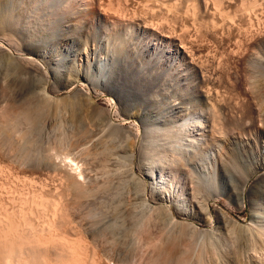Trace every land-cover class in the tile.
Masks as SVG:
<instances>
[{
	"label": "rangeland",
	"instance_id": "obj_1",
	"mask_svg": "<svg viewBox=\"0 0 264 264\" xmlns=\"http://www.w3.org/2000/svg\"><path fill=\"white\" fill-rule=\"evenodd\" d=\"M60 1H63V0H60ZM107 1H109V2L113 1V2H112V4H110L111 2L109 3ZM107 1H106L107 2L106 5L104 3L105 6H103V8L105 7L104 11L107 13L108 16H109V14L115 16V17H113V16L111 17V15H110V20L117 19L116 16H118V14H120L119 15V17H120L122 14L125 18L121 17V18H123V19H121L118 17L117 20H119L121 22L124 20L122 23L125 24V22H126L127 26L129 23H131L132 25H134V23H137V24L140 23L142 25V23L144 22L143 25L147 23V25L149 24V26L151 24H153V27H156L155 29H157V28L158 29L161 28L162 30L165 29V30H163L164 32L165 31L167 32L169 30V32L172 33L171 35L176 34L175 36L176 37L178 36L179 39H181L183 37V36H181V33L183 31L184 32L187 31L185 33H182V34H185V36L187 35L186 37H184L183 40H186V38H187V40H190V42L188 41V43L192 44V46H194V45L198 46L197 48L194 47L195 49L198 50L200 48V50H198V51L195 50L194 56L196 58L193 56L194 62L196 60H198L195 63L198 62V64H199L202 62L200 64V66H204L207 64L208 61H210L212 63L208 62L210 65L207 64L206 66L208 68H206V69L211 71V73L213 71H215L216 69H217V72L220 70V72L223 73L222 74V73L218 72V74L220 73L219 75L222 74L223 76L221 75L222 77H219V78H221L219 80L222 83L220 82V84H218V86H220V87L216 88L217 91L220 90V91H218V96H221L223 99L221 97H218V98H220V102L223 104V106L225 104H228L227 107L231 108L230 104L233 106L234 104L237 105L238 103H240L242 101V99H241V95L243 94V88L242 87L244 86V88H245L246 85H247V87H249L248 86L249 84H247L246 82L250 83V80H247V79H251V78H248V73H246L247 69L249 71H254V70L250 69L251 66L253 67V69H257L256 66H253V64L255 62L257 64L262 63L261 65L263 67L264 58H262L263 57L262 55H264V53H263L264 52V46L262 45L263 44L262 42H264L263 41L264 40V36H263L264 35L263 34L264 33V0H245V1L244 0H231V1L230 0H224L225 2L220 0L221 3H219L218 5L216 3V2H218V0L217 1L210 0V2H209V0H154V1L153 0H127L128 2L126 0H115L117 2H114V0H107ZM120 1H122V2H120ZM147 1H150V2H147ZM24 2L25 3H22L20 6H18V3L16 2V4H15L16 7L13 8V10H14L13 12H14V14H16L15 17H17V19L20 18V19H18L21 23L19 26V30L18 31L16 30L17 32L15 34V32L11 31L12 30L11 28H8V27L5 28L4 37H7L8 39L6 38L7 40L4 39V41H0V44H4V46L7 47L9 49V51L12 53L10 59L4 55L0 56V74H1L0 79H1V81L5 80L4 81L5 84H3V85L1 83L0 84H1V87L2 86L4 87V85L7 86L10 84V86H7L5 88L8 89L9 92H11V93H9L6 90L7 92L4 93L6 96L4 95L3 100L8 96L7 97L8 99H5V100H7L6 102L5 101L3 102V100H0L1 101V103H0L1 104L0 105L1 106L0 107V109H1L0 110V226H1L0 229H2L3 231L5 229L6 234L9 233L11 230L14 234L15 233L18 234V235L15 234L13 236V233L11 234V232H10V234L6 235L2 230H0V233H1V231L3 232V235H2V233L0 234V238H4L5 236H9V235L11 236V237L9 236V238L5 237L4 240L5 241L8 240L6 242L3 241L2 239H0L1 241H3L2 245L0 243V247L4 251L3 254H5L2 256L0 255V264H14V263L15 264H28V263L29 264H43V263L44 264H57V263L58 264H62V263L64 264V262H65V264H66V262L68 264H109V263L110 264H254L253 263V257L258 258L262 262H264V260H262V259H264V243H263V246H260V245H262V242L258 238L256 239L257 230H259V227L261 228L264 225V194H262L260 192L262 190V188H260V191H258V189H256L258 187L257 184L261 180V177L264 175V170H260V171L258 170L257 175H254V176H252V174H251L252 171H254L256 168L259 167V164L257 163V161L254 160L253 158H251L250 148H248L249 146L252 145V142L250 143L249 140H247V138L253 137L252 136L253 134L251 135L248 131H246L245 134L247 135V138H246L245 134H242L244 136V138H242V139L245 140L242 143V145H245L246 147L243 148V150L241 149L239 152L240 154H236V157L232 156L233 161L231 160L230 164L232 162L234 164L232 163L233 165L229 166V172L231 171L230 169H232L233 167H234L233 168L234 170L232 169L233 171L230 172L231 174H233V172H236L235 167H236V170L240 171L238 173H234L235 175L233 174V176L236 179V183L237 184L239 183L238 187L239 188L242 187L244 185V183H247V181H248V183H247L248 189L252 188V190H255V193L257 194L255 196L256 202H252L253 201L252 199L254 197L252 198V195L249 192H246L244 205L241 206L238 203V200L236 199L235 196L231 197L230 195L226 196L225 194L223 195L220 193L221 187H222L221 182H218V189L215 191L217 194H215V192L210 193L208 190H207L208 193H206L207 192L206 189L205 190L199 189L200 193L198 192V196L200 197V199L204 200L205 198H207L205 201H208L209 211L206 214L207 218H206V215L197 216L194 218H186V217L177 213V209H176V206L174 203L168 204L169 205L168 206L167 204L164 205L163 203H161L157 200L154 201L150 197V194H151V187H149L150 181L145 179L142 176L143 175L142 173L151 171V169H147V168H151L150 167V165L152 164L151 162H154L157 158L159 159L162 156L164 157V158L162 157L163 161L161 164H165L166 160H171L172 155H173V151L172 152L170 151L171 152L170 153L169 147L166 146L167 149L165 148L164 145H168L165 138L162 139V137H159V135H158V133H160V135H161L162 132H158V133L153 132V133H156L159 141L165 140V141H160L163 143L166 142V144L164 143V145L162 143H160L157 139H155L156 135L153 134L152 132L151 133H150V131L144 132L145 129L143 128V125H142L141 121L138 119V117L134 116V117L124 121V119H125L124 117H121L119 115L117 116V112H120V110H121L120 109L121 106L119 104V99H118L117 95L110 93L108 91H105L103 88L94 85V83L91 84V83H87V82L83 81V82H78V84H79L80 88H84V86H85L86 89L85 88L84 89L89 91V94L92 98V100H91L92 104L88 105L89 107L87 106V108L82 110L76 105L77 101L72 98L76 92V90H74V91H59V92H54V93L49 91V92H47V95L51 96L53 98V101H50L51 104L48 103V105L45 108V111H42L40 113V111H37L35 108L30 109L32 107V103L34 101V99H32V98H34V96L36 95L35 92L37 90H39V89H36L35 86L39 85L40 83H39V80H36L38 78H35L32 80V78L29 77L30 75L28 73L22 72V70H20V68H21L20 64L18 66L17 63H18V61L19 62L21 61V60H18L19 58L23 60V58L28 57L25 54V52H23V54H21L22 53L21 50L24 47V45L27 44L25 42L29 43V40H30L29 38H31L32 36L34 37L36 32H38L37 30L40 27V25H39V23L41 22L40 20H42V18H43V20H45L49 15H52L51 13L54 11L50 8H48V9L43 8L42 6L36 7V9H31V8L27 7L28 6L27 1H24ZM104 2H105V0H104ZM207 2H208V4H207ZM222 2H223V4H222ZM108 4L110 6L109 8L107 6ZM156 4H157V6H156ZM209 4H211V5H209ZM114 5H115V7H114ZM124 5L126 7H123ZM112 6H113V8H111ZM119 6H120V8H119ZM218 6L219 7L221 6V7L219 9H217ZM194 7L197 8L196 12H195ZM198 7L200 8V10L198 9ZM153 8H155V9H153ZM206 9L208 10V12L206 11ZM216 10H217V12H216ZM46 11H48V13ZM149 11L151 14L149 13ZM10 12H11V10H9V13L8 12L7 13L10 14ZM124 13L127 16L124 15ZM53 14H55V13H53ZM144 14H145V16H144ZM150 15H152V16H150ZM167 15H168V17H167ZM134 17L136 18V22L133 21L135 19ZM145 17L146 18L148 17V18L146 20H144ZM161 17H163V18H161ZM169 17H170V20L172 21V23L174 24V26L172 25L171 21L169 20ZM39 18H41V19H39ZM131 18H133V20ZM158 18L160 21L158 20ZM130 19H131V22H130ZM138 19H141V20L138 21ZM229 19H230V21H229ZM147 20L149 23L147 22ZM231 20H232V22H231ZM145 21H146V23H145ZM178 21H179V23H178ZM37 22H39V23H37ZM154 22L155 23L157 22L156 24H158V25H156ZM180 22H182V23L180 24ZM161 23H162V25H160ZM163 23H164V25H163ZM176 23H178L179 25L177 26ZM126 24H125V26H126ZM167 25H168V27H167ZM34 26L36 28H34ZM176 26L179 29H177ZM185 27H186V29H185ZM187 27H188V29H187ZM175 28L177 30H175ZM158 29H157V31H159ZM182 29H183V31H182ZM171 30H173V31H171ZM177 31H179V33ZM128 33L124 34L123 37L121 36L120 37V38H122L121 40H120V38H117L118 41L116 40V38L110 39V37H108L105 33H99L95 38L89 39V41H88L89 43L84 45V46L81 45L80 50L78 51V52H80L83 60L77 59V60H74L71 62L68 59H64L60 54L57 53V51H56L57 48L54 44L52 45V43H50L48 45V50H47L48 53L43 54V55L36 54L34 56H31V57L34 58V60H36L41 65H45L47 67L50 66L49 68L52 70H50L48 68V71H49L51 79L54 80L53 79V77H54L55 80H58V81H61V80L63 81L64 79H68L70 76L69 73L70 74L72 73L71 74L72 77H73V75L79 76L83 73H86L89 76L91 74L93 75V73H94L93 68L95 66V63L97 66V64L100 63V61H101V63H100L101 66L105 67V64L107 66L105 70H101V72H100V74L103 76V82H105V81H107L108 76L110 74L109 71L111 69H113V66H112L113 65V59L112 58L113 57L115 58L118 56L119 51L117 49H120V47H122V45L120 44L121 41L124 42L123 39L126 37L127 38L129 37L128 39H130L131 41H134L135 37L137 38V35H135V34L133 35V33H132V37H131L130 31ZM168 35L171 36L170 34H168ZM175 36L173 37L174 40L176 38ZM179 36H181V37H179ZM102 37H104V38L102 39ZM197 37H199V38H197ZM257 37L260 38V41L262 39L263 40L260 42V41H258L259 38H257ZM106 38H108L107 40L110 41L109 42L110 44H108L106 42L107 41V40H105ZM127 38L125 39L126 42L128 40ZM178 38H176V39H178ZM9 39H10V41H8ZM179 39H178V43L182 40V39L181 40H179ZM103 40H105V41H103ZM113 40L114 41L116 40V41L113 42ZM228 40H229V43H228ZM247 40L249 42H247ZM253 41L254 42L258 41V42H260V45L263 46V50H262L263 52H261L262 46L260 47V45H259L260 49H259V47H257L256 50H258V49L259 50H258V52L254 50L256 55H255V53L253 55V57H256V58H259L262 60H258L256 58H251L253 60V62L251 60V62L253 64H251V66L249 64V68H247L248 62H246V64L242 62L245 58H246L245 60H247V58H248V56L244 53V51H245L244 50V48H245L244 44L246 46V45H248L247 43H249V44L254 43ZM238 42H243L244 44L240 43L243 46L241 47V45H239ZM12 43H13V45H12ZM117 43H118V45H121V46L118 47ZM237 43L239 45V49L240 50L242 49L243 52H242V50H241V52H239V49L236 51V49H237L236 47L238 46V45H236ZM230 44H232V45L234 44L236 46V47L234 45L232 46L233 48L235 47L234 48L235 51L232 47L227 48L228 46L229 47L231 46ZM163 45L167 46L166 44H163ZM206 47L208 50L206 49ZM221 47H222V49H221ZM20 48H21V50H20ZM219 48L221 49L220 51L218 50ZM223 48L224 49L227 48V51L229 50L228 52L231 53V55L229 53L225 54L226 51ZM216 49H217V52H216ZM254 49H255V47H254ZM75 50H77V48ZM230 50H231V52H230ZM223 51L225 53H223ZM233 51L235 52V54H232ZM116 52H117V54H116ZM198 52H200V53L198 54ZM218 52H220L219 54L223 53V56L221 54V55H219L220 56L219 57L217 54ZM237 52H239L238 53L239 55L237 54ZM89 53L95 54V55L91 56V63H88L86 60H84V58ZM241 53L245 54V58L241 59L244 56V54L241 55ZM258 53H260L259 57H257ZM0 55H2V54H0ZM65 55H67V53H65ZM233 55H234V57L236 56L237 58L236 57L234 58ZM206 56L209 60H207ZM230 56H231V58H230ZM13 57L14 58L16 57V59H14ZM67 57H68V55H67ZM215 57H217L216 61H215ZM227 57H229L230 60L227 59ZM212 58H213V60H212ZM217 59H219V61L221 63ZM233 59H235V61H233ZM236 59L237 60L239 59L240 61L242 60L241 63H239ZM245 60H244V62H245ZM254 60H255V62H254ZM13 61L16 64H14ZM165 61H167V62H165ZM257 61H259V62H257ZM7 62L8 63L10 62L11 64L9 63V66H8ZM218 62L220 64V66H218L219 65ZM226 62L229 65H226L227 64ZM236 62H237V64H236ZM57 63H59L61 65L60 68L56 65ZM223 63H226V64L223 65ZM234 63L236 64L235 67L239 66L241 64L242 65L245 64L244 65L245 67L241 66V68H243L244 71L242 69H240V67L235 68L233 66ZM171 64L172 63L170 60L165 59L163 62H161L159 64V67L161 69L162 68L166 69L168 67V65H171ZM202 64H204V65H202ZM213 64H214V66L217 64L216 68L213 66ZM257 64H255V65H257ZM260 64L258 66H260ZM225 65L228 66V68L227 67L225 68ZM6 66H8V67H6ZM206 66H204V67H206ZM217 67H219L220 69ZM12 68H14L15 70ZM212 68H213V71H212ZM228 69H229V71H228ZM235 69H238V70H235ZM258 70L259 69H257L256 72L255 71L253 72L255 75L252 72H250L249 77H255V76L263 77L261 74H259L260 72ZM88 71H89V73H88ZM236 71H237L238 76L236 75ZM257 71H258V73H257ZM225 72L229 73V74H226ZM243 72H244V74H243ZM252 74H253V76H252ZM3 75H5V77L9 81L12 80L14 82H9V84H8V80ZM92 75L90 76L91 78H92ZM225 75L227 78L225 77ZM227 75L228 76L232 75V76H230L228 78ZM241 76H243V77H241ZM245 76H247V79ZM20 77L26 78V79H27V77H29L28 79L30 81H28V82H31V80L33 82L29 83L32 86L31 85H27V86L28 87L29 86L34 87L33 89H36V90L33 91V89H32V91H31V87H30V89H26L27 88L26 87L25 88L26 90H25V89H23L24 88V86H23V88H21V89H23L24 91L21 89L19 91H17L18 87L21 86L20 85L21 83H19L20 81H22ZM2 78H3V80H2ZM244 78L246 79V82H245ZM230 79H231V83H230ZM233 79H234V81H233ZM17 80H19V81H17ZM4 82H2V83H4ZM239 82L241 83L240 85H239ZM15 83H17V84H15ZM18 84H19V86H18ZM232 84L235 86H233ZM237 85H239L240 89H242V90L237 89V88H239V86H237ZM12 86H13V88H12ZM11 88H12V90H11ZM14 88L15 89L17 88V90H15ZM235 89H237V90H235ZM214 90L215 89H213V91ZM102 91H104V92H102ZM217 91H214V94H215V92L217 93ZM20 92H23V93H20ZM29 92H30V94H29ZM236 92H238V93L240 92V93L238 94ZM7 93H9V94H7ZM236 94L240 95V96L236 97ZM156 95H157L156 98H157L159 103L156 106L152 107L153 109L149 108L150 113L153 116L162 118L165 115V113L168 114L169 106L171 103H173L174 100L171 97L165 98L160 93H157ZM158 95H159V97H158ZM223 95H225V96H223ZM233 97L234 98L236 97V98L234 99ZM238 97H240L241 100L238 99ZM227 99H228V101H227ZM229 99H231V100H229ZM236 100H237V103H236ZM73 101H76V102H73ZM231 101H234V104ZM96 103H97V105H96ZM240 104H242V103H240ZM240 104H238L236 106V107L239 106V108H237V109H235V107L234 108L232 107V109H231L232 112H233V110H235V111L240 110L238 112L236 111L238 114H240L242 112L241 109H243V105H244V104H242V105H240ZM91 106H95L96 108L91 107ZM157 106L166 107L167 110L165 108L163 109V108H159ZM22 107L23 108L26 107L25 108L26 110H27V108H28V110L29 109L33 110V112L31 111L29 113V115L31 114L30 116L29 115L26 116L28 118L23 116V113L25 110L23 111ZM101 107H103V109L104 108L106 109V107L108 109H111L112 114H113L116 122H118L119 124H124L127 127L129 126L130 129H132L131 127H133V129H134V130L132 129L134 131L133 133L134 134L136 133L137 135L139 134V137L138 136L135 137L134 135H128V134L126 135L125 133H127V132H125L124 133L125 135H124L122 131L119 132L122 134H117L118 133L117 132L116 133L117 135L115 134L116 136L114 135V133H111L112 135H110V134L105 135L104 132H101L100 135L98 134L99 136L94 138V140H96V138H97V140L93 142L91 140L92 138H89V136H92V133H94V132H96V133L99 132L100 126H98L96 124L95 119H98V117L102 118L103 115L101 116L100 114H104V111H103V109L101 110ZM224 107H225V109H227V112L229 110V112L231 113V110L226 108V105ZM47 110H48V112H47ZM93 110L95 112L98 111V113H97V114H99L98 117H97V114L95 112H94V114L92 113ZM21 111H23V112L21 113ZM160 111H161V113H160ZM235 111H234V113H235ZM3 112H4V114H3ZM34 112H36V113H34ZM17 113L19 114L18 115L19 117L21 115V117L23 116L24 118L14 119V121L11 120L10 119V118H12L11 114L16 115ZM37 113H40V114H37ZM92 114H93L94 118L92 117ZM118 117H120V118H118ZM20 120H22V121H20ZM30 121H32V122L29 123ZM159 127H161L162 129L164 128L163 126H159ZM223 127L225 128V126H223ZM157 128H158V126H157ZM161 128H159V131L162 130ZM236 128H237L236 131H239V130L242 131L241 126L240 127L236 126ZM32 130H33V132H32ZM148 134H149V136H148ZM143 135L146 137L148 136V137L144 138ZM150 135H152V137ZM104 137H106L105 140H103ZM121 137L124 139V141H122L123 139H120ZM150 137L152 138V140L150 139ZM153 137H155V138L153 139ZM256 137L257 136H255V138ZM85 138L88 139L86 144L83 142V140ZM141 138L143 139V141ZM159 138H161V139H159ZM257 139L259 140L260 144L263 145L264 139L262 137L261 138L258 137ZM133 140L136 143L135 142L131 143ZM146 140H150V141H148V143L152 142V144L156 145V146L154 145L156 148L155 151L153 150L154 146L153 145L148 146L149 144L147 143ZM153 140H155V142H153ZM156 141H157V143H156ZM105 142H108V143H105ZM119 142H121V143H119ZM144 142L147 144L143 145ZM82 143H84L85 145ZM92 143L96 145L95 148H94L95 145H93ZM109 143L111 144V146ZM158 143H160L162 146ZM132 144H135V145H132ZM77 145L80 146L81 149ZM123 145L125 146L124 148H123ZM102 146H103V149H101ZM120 146H121V148H120ZM157 146L158 147L161 146L160 147L161 150L160 149L158 150ZM130 147H132V148H130ZM147 147H149V148H147ZM162 147H163V149H162ZM105 148L108 150V152L110 150L113 151L112 152V153H114V154H112L113 157L118 155V156H116L117 158L114 157V159H113L115 163L110 161V160L108 161V158L111 159L113 157H108V158L104 157L107 155V154H105V152L107 153V150H104ZM110 148H112V149H110ZM98 149H100V150H98ZM81 150H83V152ZM94 150H95V152H94ZM114 150L116 151V155H115ZM132 150H134V152ZM163 150L166 153H163L161 155ZM165 150H167V151H165ZM101 151H104V152H102V154H101L100 153ZM168 152H169V154H168ZM86 153H89V154L91 153L92 155H89ZM93 153H95V155H93ZM96 153H97V155H96ZM130 153H133V154H131L132 156L130 155ZM141 153H142V156H141ZM98 154H101V155H98ZM126 154H128V155H126ZM148 154H150V155H148ZM87 155H89V157ZM146 155L148 157H146ZM183 155H184V158H186L185 153H183L181 155V158L183 157ZM91 156H93V157L91 158ZM125 156H127V157H125ZM144 156H145V158H143ZM94 157H98V158L104 157L105 161H104V159H100L101 161L98 158L94 159ZM129 157L130 158L132 157V158L130 159ZM234 157L237 158V160H235ZM125 158L126 159L129 158L130 160H128V159L126 160ZM65 159L68 161H66ZM115 159H117V160H115ZM71 160L73 162L75 161L74 164H73V162H71ZM93 160H95V163L92 162ZM139 160H140V162H139ZM142 160H144V162H145V163L143 162V165L144 166L146 165L145 167L142 166V164H141ZM102 161H104V162H102ZM184 161H185V159L182 158L180 161V164L182 165V162L184 164ZM236 161H237V163H236ZM54 162L56 164H59L61 167L65 166V168L53 167ZM107 163H109L111 166H109V164L106 165ZM76 165H79L81 167L80 169L82 170V175H79V176L77 174L75 175L73 168H76L77 167ZM104 165L106 166V168ZM71 167H73V168H71ZM230 167H232V168H230ZM102 168L105 170L106 169L111 170V168H115V169H112L113 172L112 171L110 172V170H106L104 172ZM127 170H128V172L126 173L125 171H127ZM132 170H133V172H132ZM243 174H246V176ZM80 176H82V177H80ZM243 176H245L246 178L245 177L242 178ZM143 178H144V180H143ZM74 179H75V181H74ZM170 179L172 181L169 183V185L168 186L164 185L165 192L170 194L172 197L177 196L181 193L180 187H182L184 183L181 182V180L177 177L176 178L170 177ZM242 179H244V180H242ZM142 181H144V182H142ZM239 181H241V182L243 181V182L241 183ZM175 183H176V185H175ZM170 185H173L174 187L172 186L173 187L172 188ZM190 187H191V185L189 184L188 188H190ZM107 188L109 189V191ZM92 190H95V193H94V191L92 193ZM201 191L202 192L204 191V193H202ZM199 194H201V195H199ZM203 196H205V197H203ZM112 197H114V198H112ZM25 204H27V205H25ZM253 205H254V207H253ZM161 207H164V210H161ZM165 207H168V209H169L168 211H170V212L172 211L170 215L173 217V220H171L172 217L171 218L169 217L170 215H168V213H167L168 211L166 210L167 208H165ZM157 208L160 210H158ZM254 210L257 211V213L259 214V217L256 218L255 223H252L251 220H252V215H253ZM11 211L12 212L14 211V212L12 213ZM218 211L222 212L223 217H222V215H219ZM165 212L167 215L164 214ZM14 214H16V217ZM175 214H176V216H175ZM216 214H218L219 216ZM7 215L12 216V217H8ZM227 215H228V217H226ZM3 216H5V217H3ZM19 216H20V218H19ZM204 218H206L207 220ZM154 219L156 221H154ZM175 219H176V221H175ZM147 220L148 221L150 220V221L148 222ZM162 220L165 222H163ZM250 223L253 224L252 227H256V228L252 229L253 233L256 232L255 233L256 235L255 234L253 235V236H255V238L254 237L251 238L250 235H249V237L244 236L247 234H245V231H244V229H242L241 226H246V225H249ZM10 224L12 226H14L13 228H15V229L17 228L16 229L17 231L14 230ZM16 224H17V227L15 226ZM44 224H46V225H44ZM156 224L160 227H158ZM190 224L191 225L193 224L192 227H194V228H190V226H191ZM254 224H256V226H254ZM5 225L7 226V228H9L10 231L6 228ZM184 225H186V226H184ZM233 225H235V226H233ZM152 227H154L155 230ZM162 227H163V229H161ZM232 227H234L235 229ZM48 228H49V230L50 229L51 230L49 231ZM174 228H175V230L173 231ZM237 228H239V229L237 230ZM262 228L264 229V226ZM227 229H228V231H227ZM229 229H231L232 231L230 232ZM26 230H27V232H26ZM177 230H179V231H177ZM242 230H243V234L241 232ZM18 231H19V233H18ZM205 231L208 233H206ZM21 233L23 234V236ZM51 233H52V235H51ZM203 233H205V234H203ZM208 234H209V236H207ZM19 235L21 237H19ZM27 235H29V236H27ZM210 235H212V236H210ZM233 235L236 237H234ZM237 235H239V236L237 237ZM37 236H38V239H37ZM43 236L44 237L47 236V237L44 238ZM18 237H19V239H18ZM25 237H26V240H27V237L30 239V240H28L29 242L24 239ZM247 237L250 239H248ZM48 238H49V240H48ZM9 239H11V240L9 241ZM21 239H24V240H21ZM40 239H42V241L47 239L48 243L44 242V244H43V243H41L42 241L39 242ZM50 239H52V240H50ZM212 239H214L215 242ZM230 239H232V240H230ZM246 239H248V240H246ZM16 240L19 242L17 243ZM31 240L33 243L31 242ZM36 240H38V242L40 243V245H42V247L39 245V243L36 242ZM252 240L255 242H253ZM257 240H258L259 244H258V242H256ZM71 241H72V243H71ZM10 242H11V244H10ZM15 242H16V244H19L21 242L22 243L24 242V244H25L26 242H28V244L30 246L27 247L28 246L27 244L24 245L22 243H21L22 246L21 245H15ZM231 242H232V244H231ZM3 243H5V248L2 247V246H4ZM69 243H71V244H69ZM237 243H239L237 245L238 247L235 246ZM6 244H8V245L6 246ZM77 244H79V245H77ZM37 245H38V247H37ZM67 245L70 246L69 251L73 248L76 249V247L78 246L76 249L77 251L74 249L75 252L74 253L72 252L73 255H71L72 254L71 252H70L71 254L70 253L66 254L67 251H65L66 253H64V252L60 253L65 248H68ZM215 245H216V247H215ZM232 245H234V246H232ZM248 245L251 247H248ZM18 246L20 248H23L22 249L23 252L25 250V246L27 247V249H30V247L32 248L35 246L34 249L36 248L35 249L36 251H38L37 249H39V251H38L39 253L36 252V255H35V253L33 251V254H34V257H33V255H30V256L28 255L29 253L32 252L31 250H33V248L30 249V252L27 250V251H25V252H28V254H26L27 257H25L26 256L25 254H24L25 256L22 255L23 257H21V259L22 258L23 259L22 260L19 259V260H21V262L18 263L19 260L17 262V259L20 257V252H21L20 251L19 254L17 253L20 250ZM43 246H45V247H43ZM71 246H72V248H71ZM234 247H237V248H234ZM225 248H226V250H225ZM5 249H6V252H5ZM8 249L9 250L11 249L10 250L11 252H14V251L16 252L15 255H17V257L16 256L15 257L17 259L15 257L11 258L10 255H13L14 253H10V251ZM17 249H19V250L17 251ZM247 249H249L250 251ZM253 249H254V251H253ZM2 250H0V254H2L1 253ZM74 250H72V251H74ZM256 251L258 253H256ZM7 252H9L10 255ZM40 252H42V253H40ZM43 252H46V253H43ZM57 252H59L60 254ZM226 252H228V253H226ZM6 253L8 254L9 257L7 256ZM43 254H45V255H43ZM62 254H64V255H62ZM60 255H62L61 257L62 258L64 257V258L61 259ZM257 255H259L260 257L259 256L257 257ZM4 257H6L8 259V263H7V261H5V262L3 261L6 259V258L4 259ZM24 257L28 261L30 259L31 260L28 262ZM36 257H38V258H36ZM66 257H67V260H69V262L66 261ZM12 259H14L15 261ZM23 260H25L26 262ZM55 260L57 263H55ZM251 260H252V262H251ZM61 261H62V263H61ZM12 262H14V263H12ZM31 262H33V263H31ZM70 262H72V263H70Z\"/></svg>",
	"mask_w": 264,
	"mask_h": 264
},
{
	"label": "bare ground",
	"instance_id": "obj_2",
	"mask_svg": "<svg viewBox=\"0 0 264 264\" xmlns=\"http://www.w3.org/2000/svg\"><path fill=\"white\" fill-rule=\"evenodd\" d=\"M24 1H27V7L28 8H31V9H36V7H39V6H42L43 8H50L52 9L54 12H52L51 14L52 15H49L45 20H40L41 22H37L39 23L40 27L39 29L37 30L38 32H36L35 36L32 38H29V43L28 42H25L27 44L24 45V47L20 48L21 50V54H23V52H25V54L28 56L26 58H23L22 59H18V60H21L20 62L18 61V66L20 64L21 68L20 70H22V72L24 73H28L33 79L35 78H38L36 80H39V85L35 86L36 89H39L35 92V96L34 98V101L32 103V107L30 109H33L35 108L37 111H40V113L42 111H45V108L46 106L48 105V103H50V101H53V98L49 95H47V92L51 91L52 93L54 92H59V91H74L76 90L75 94L73 95V99L77 101L76 105L80 108V109H85L87 108L88 105H91L92 102V98L89 94V91L85 90L86 87L84 86V88H80L79 87V84L78 82H87V83H91L98 87H101L103 88L105 91H108L110 93H113L115 95L118 96V99H119V104L121 106V110L120 112H117V116H121V117H124V121H126L127 119H130L134 116L138 117V119L141 121L142 125H143V128L145 129L144 132H148L150 131V133L152 132H162V136L160 135V133H158L159 137H162V139L165 138L166 142L168 145H164V143L166 144V142H160V141H165V140H158V137L156 135V133H153L156 135V138L153 137V139H157L160 143H162L165 148L166 146L169 147V152L173 151V155H172V158L171 160H166L165 161V164H161L162 161H163V158L160 157L159 159L157 158L154 162H151L152 164L150 165L151 168H147V169H151V171H148V172H143L142 176L149 180L150 181V186L151 187V194H150V197L154 200V201H159L161 203H163L164 205L165 204H171V203H174L175 206H176V209H177V213L186 217V218H194V217H197V216H203V215H206L209 211V206H208V201H205L207 198H203L204 200H201L200 197L198 196V192L200 191L199 189H206V191L208 190L210 193L211 192H215L217 189H218V182H221L222 184V187H221V194H225L226 196L227 195H230L231 197L232 196H235L236 199L238 200V203L242 206L244 205V201H245V193L246 192H249L251 195H252V202H256V198L255 196L257 195L255 193V190H252L251 189H248L247 187V183H244V185L242 187H238V184L236 183V179L235 177L233 176L234 173H238L240 171L236 170V167H235V171L236 172H233V174H231L230 172L233 171L234 167H230L232 169H230L231 171L229 172V166L233 165L232 163L230 164L231 160H232V156H235L236 157V154H240V150L243 148H245L246 146L245 145H242V143L245 141L243 140L242 138H244V136L242 134H245L246 131H248L253 137H249L247 138V135L245 134L247 140H249V142L251 143L252 142V145L249 146L248 148H250V156L251 158H253L254 160L257 161V163L259 164V167L256 168L254 171H252V176L254 175H257L258 173V170H264V143L263 145L260 144L259 140L257 139L258 137H262L264 139V63H263V67H262V63H256L255 60H254V64L252 63L253 60L251 58H256V57H253L255 51L258 52V50L260 49V47L263 45L264 46V42H262L263 44L260 45V42L263 40L260 41V38L258 41L260 42H254L252 44H249L247 42H249L247 40V44L245 46V44L243 42H238L239 45H241V47L243 46L242 44L240 43H243L244 44V53L248 56L247 60H245V54L244 53H241L244 54V56L242 57L241 55V59L245 58V62L244 60L242 61L243 63L246 64L247 63V68H249V64L251 66V64H253V66H256L257 69H259L258 71L260 72L259 74H261L263 77H249V73L250 72H256L257 69H253V67L250 69L254 70V71H249L248 69L246 70L248 73V78H251V79H247V76L246 79L247 80H250V83L249 82H246V79H245V82L247 84H249L247 87L244 88V86L242 87L243 88V94L241 95V99L242 101L239 102L244 104L243 105V109H241V113L238 114L237 112L240 111V110H233L232 112V107L235 109L239 108L236 107L237 105L234 104V101H231L233 102V106L230 104L231 108L227 107L228 104H225L226 105V108L230 109L231 110V113L227 112V109H225V105L223 106V104L220 102V98L218 97H221V96H218V91L220 90H216V88L220 87L218 86V84H220V80L221 78L219 77H222L223 73L220 72V70L218 72L222 73L221 75L218 74L217 72V69L215 71H213V68H212V73L211 71H209L208 68L206 65L209 64L208 61L206 65V67L204 66H200V64L202 63H195L194 62V53H195V50L198 51L200 50V48L197 50L195 48H197L198 46L194 45L192 46V44L188 43V41L190 42V40H183L185 36V34H182V33H185L187 31H183L182 29V33H181V36H183L181 39L178 38V36L176 37L174 34V36L176 38H178L179 40H181L179 43H178V39L175 38V40L173 39V35H171L172 33L169 32V30L166 32H164L163 30L165 29H158L159 31H157V29H155L156 27H153V24H151L149 26V24L147 25L146 21L143 25L139 23H134V25H132L131 23L126 24H123L122 22L124 21H119L117 20L119 15L116 16L117 19H114V20H110V15L109 16L107 15V13L104 11V8L103 6L106 5L107 0H63V1H60V0H0V41H4V39H6L7 37H4V31H5V28H11L12 32H16L19 30V26H20V21L17 19V17H15L16 14H14V10L13 8L16 7L15 4L16 2L18 3V6H20L22 3H25ZM107 1V2H106ZM127 1V0H126ZM154 1V0H153ZM217 1V0H215ZM224 1V0H222ZM231 1V0H230ZM245 1V0H244ZM111 2V1H110ZM109 2V3H110ZM113 2V1H112ZM112 2L110 4H112ZM114 2H117L114 0ZM119 2V1H118ZM122 2V1H120ZM124 2V1H123ZM128 2V1H127ZM147 2H150V1H147ZM156 2V1H155ZM197 2V1H196ZM210 2V0H209ZM225 2V1H224ZM105 3V5H104ZM206 3V2H205ZM212 3V2H211ZM217 5L220 2V0H218V2H216ZM228 3V2H227ZM125 4V3H124ZM208 4V2H207ZM223 4V2H222ZM221 4V5H222ZM116 5V4H115ZM114 5V7H115ZM120 5V4H119ZM148 5V4H147ZM211 5V4H209ZM227 5V4H226ZM108 8L110 7L109 4L107 5ZM128 6V5H127ZM155 6V5H154ZM157 6V4H156ZM155 6V7H156ZM224 6V5H223ZM222 6V7H223ZM231 6V5H230ZM41 7V8H42ZM123 7H126L125 5ZM153 7V6H152ZM161 7V6H160ZM221 7V6H220ZM218 6L217 9L220 8ZM228 7V6H227ZM113 8V6L111 7ZM120 8V6H119ZM148 8V7H147ZM155 9V8H153ZM195 12H196V9L195 8ZM198 9L200 10V8L198 7ZM209 9V8H208ZM211 9V8H210ZM216 9V8H215ZM9 10H11L10 14L9 13ZM106 10V9H105ZM111 10V9H110ZM118 10V9H117ZM124 10V9H123ZM163 10V9H162ZM224 10V9H223ZM206 11L208 12V10L206 9ZM213 11V10H212ZM215 11V10H214ZM220 11V10H219ZM218 11V12H219ZM8 12V13H7ZM48 13V11H46ZM50 12V11H49ZM110 12V11H109ZM123 12V11H122ZM121 12V13H122ZM126 12V11H125ZM217 12V10H216ZM16 13V12H15ZM55 13V14H53ZM114 13V12H113ZM116 13V12H115ZM134 13V12H133ZM150 13V11H149ZM200 13V12H199ZM210 13V12H209ZM146 14V13H145ZM144 14V16H145ZM151 14V13H150ZM160 14V13H159ZM166 14V13H165ZM195 14V13H194ZM124 15H126L124 13ZM133 15V14H132ZM137 15V14H136ZM135 15V16H136ZM153 15V14H152ZM150 15V16H152ZM158 15V14H157ZM212 15V14H211ZM223 15V14H222ZM36 16V15H35ZM38 16V15H37ZM59 16V17H58ZM113 15H111L112 17ZM127 16V15H126ZM156 16V15H155ZM159 16V15H158ZM115 17V16H113ZM125 18L122 14L119 18ZM129 17V16H128ZM149 17V16H148ZM147 17V18H148ZM168 17V15H167ZM29 18V17H28ZM121 18V19H123ZM135 18V17H134ZM145 17L144 20L147 19ZM155 18V17H154ZM163 18V17H161ZM160 18V19H161ZM24 19V18H23ZM41 19V18H39ZM120 19V20H121ZM128 19V18H127ZM126 19V20H127ZM133 20V18H131ZM131 19H130V22H131ZM157 19V18H156ZM235 19V18H234ZM32 20V19H31ZM129 20V19H128ZM141 20V19H138V21ZM143 20V19H142ZM159 20V18H158ZM167 20V19H166ZM165 20V21H166ZM169 20H170V17H169ZM233 20V19H232ZM231 20V22H232ZM136 22V18L133 20ZM153 21V20H152ZM160 21V20H159ZM171 21V20H170ZM169 21V22H170ZM174 21V20H173ZM176 21V20H175ZM230 21V19H229ZM148 22V20H147ZM151 22V21H150ZM168 22V23H169ZM213 22V21H212ZM149 23V22H148ZM155 23V22H154ZM157 23V22H156ZM155 23V24H156ZM172 23V21H171ZM175 23V22H174ZM179 23V21H178ZM178 23L177 26L179 25ZM182 22H180L181 24ZM131 24V25H130ZM175 24V25H176ZM33 25V24H32ZM37 25V24H36ZM35 25V26H36ZM130 25V26H129ZM158 25V24H156ZM162 25V23L160 24ZM164 25V23H163ZM172 25L174 26V24L172 23ZM184 25V24H183ZM187 25V24H186ZM34 26V28H36ZM38 26V25H37ZM176 26V27H177ZM182 26V25H181ZM189 26V25H188ZM158 27V26H157ZM162 27V26H161ZM166 27V26H165ZM168 27V25H167ZM171 27V26H170ZM229 28V27H228ZM177 29H179L177 27ZM175 28V30H177ZM186 29V27H185ZM184 29V30H185ZM188 29V27H187ZM17 30V31H16ZM35 30V29H34ZM130 31V35L132 37V33L133 35H137V38L135 37L134 41H131L130 39H128L127 37V42H126V38H124V42L121 41V45L122 47H120V49H117L119 51L118 53V56L117 57H113V69H111L109 71V76H108V79L107 81L103 82V76L100 74L101 70H105L106 69V64H105V67L101 66V61L100 63L97 64L96 66V63H95V66H94V73L92 75V78L87 75L86 73H83L81 75H77V76H74L73 77L71 76V74L69 73V78L68 79H64L63 81H58V80H55V78L53 77L54 80L51 79L50 77V74H49V71H48V68L50 66H45V65H41L39 64L36 60H34V58H32L31 56H34L36 54H46L48 53V45L50 43H52V45L54 44L57 48V53L60 54L64 59H68L70 60L71 62L74 61V60H77V59H82V56L80 54V52H78L80 50V47L81 45H86L88 44L89 42V39H93L95 38L99 33H105L108 37L111 38H116V40L118 41L117 38H120L121 36L123 37L124 34L128 33ZM161 31V32H160ZM173 31V30H171ZM180 31V30H179ZM179 31H177L179 33ZM11 32V33H12ZM10 33V32H9ZM27 33V32H26ZM32 33V32H31ZM167 33V34H166ZM189 33V32H188ZM187 33V34H188ZM191 33V32H190ZM194 33V32H193ZM7 34V33H6ZM13 34V33H12ZM129 34V33H128ZM168 34H170L171 36H169ZM248 34V33H247ZM264 34V33H263ZM34 35V34H33ZM179 35V34H178ZM14 36V35H13ZM31 36V35H30ZM126 36V35H125ZM173 36V37H172ZM179 36V37H181ZM264 36V35H263ZM19 37V36H18ZM21 37V36H20ZM130 37V38H131ZM189 37V36H188ZM254 37V36H253ZM104 37H102L103 39ZM134 38V37H133ZM196 38V37H195ZM194 38V39H195ZM199 38V37H197ZM201 38V37H200ZM255 38V37H254ZM256 38V39H257ZM262 38V37H261ZM8 39V38H7ZM6 39V40H7ZM98 39V38H97ZM108 38H106L105 40H107ZM122 38H120L121 40ZM132 39V38H131ZM192 39V38H191ZM27 40V39H26ZM103 40V41H105ZM115 40V41H116ZM253 40V39H252ZM10 41V39L8 40ZM24 41V40H23ZM96 41V40H95ZM112 41V40H111ZM113 40V42H115ZM131 41V42H130ZM197 41V40H196ZM264 41V40H263ZM97 42V41H96ZM95 42V43H96ZM108 44H110L109 42L110 41H106ZM120 42V41H119ZM195 42V41H194ZM245 42V41H244ZM14 43V42H13ZM12 43V45H13ZM228 43H229V40H228ZM231 43V42H230ZM238 43L236 45H238ZM251 43V42H250ZM101 44V43H100ZM163 44H166L167 46L163 45ZM198 44V43H197ZM113 45V44H112ZM118 45V43H117ZM116 45V46H117ZM121 45H118L121 46ZM229 45V44H228ZM231 46L227 47V48H231L233 45L230 44ZM239 45L236 47V51L239 49ZM260 45V47H259ZM88 46V45H87ZM109 46V45H108ZM203 46V45H202ZM263 46L261 47V52H263ZM195 47V48H194ZM201 47V46H200ZM224 47V46H223ZM234 47V48H235ZM255 47V49H254ZM259 47L258 50H256V48ZM55 48V47H54ZM55 48V49H56ZM77 48V50H75ZM166 48V49H165ZM209 48V47H208ZM227 48H223L226 53L223 51V53L227 54L229 53L227 51ZM233 48V47H232ZM233 48V49H234ZM53 49V48H52ZM202 49V48H201ZM207 49V47H206ZM205 49V50H206ZM222 49V47H221ZM220 48L218 49L219 51L221 50ZM253 49V50H252ZM204 50V49H203ZM208 50V49H207ZM232 50V49H231ZM230 50V52H231ZM242 50V49H241ZM241 50L239 49V52H241ZM255 50V51H254ZM202 51V50H201ZM235 51V49H234ZM233 51L232 54H235V52ZM51 52V51H50ZM203 52V51H202ZM216 52H217V49H216ZM222 52V51H221ZM237 52V54L239 53ZM243 52V50H242ZM251 52V53H250ZM65 53H67V55H65ZM200 52H198L199 54ZM220 52H218V56L222 54L223 56V53L219 54ZM264 53V52H263ZM0 56H6L10 59L12 53L9 51V49L7 47L4 46V44H0ZM97 54V53H96ZM117 54V52H116ZM202 54V53H201ZM231 55V53H229ZM228 54V55H229ZM259 54L258 53V56L259 57ZM95 55L94 53H89L87 54V56L84 58V60H86L88 63H91V56ZM196 55V54H195ZM239 55V54H238ZM237 55V56H238ZM256 55V53H255ZM17 56V55H16ZM54 56V55H53ZM52 56V57H53ZM114 56V55H113ZM194 56V57H193ZM208 56V55H207ZM206 56V58H207ZM264 58V55H262ZM5 57V58H6ZM18 57V56H17ZM57 57V56H56ZM220 57V56H219ZM218 57V58H219ZM225 57V56H224ZM234 57V55H233ZM236 57V56H235ZM234 57V58H235ZM7 58V59H8ZM14 58V57H13ZM196 58V57H195ZM214 58V57H213ZM212 58V60H213ZM216 58L215 57V61H216ZM231 58V56H230ZM237 58V57H236ZM6 59V60H7ZM16 59V57L14 58ZM170 60L171 61V65H168V67L165 69V68H160L159 67V64L161 62H163L164 60ZM220 59V58H219ZM219 59H217L219 61ZM227 59H229V57H227ZM258 60H262V59H259V58H256ZM5 60V61H6ZM207 60H209L207 58ZM225 60V59H224ZM230 60V59H229ZM228 60V61H229ZM237 60V59H236ZM252 60V62H251ZM55 61V60H54ZM58 61V60H57ZM81 61V60H80ZM202 61V60H201ZM227 61V62H228ZM233 61H235V59H233ZM239 63H241V61L238 59L237 60ZM11 62V61H10ZM9 62V63H10ZM14 62V61H13ZM12 62V63H13ZM17 62V61H16ZM167 62V61H165ZM214 62V61H213ZM220 62V61H219ZM218 62V64H219ZM226 62V63H227ZM232 62V61H231ZM259 62V61H257ZM264 62V61H263ZM8 63V62H7ZM9 63H8V66H9ZM56 63V62H55ZM212 63V62H210ZM215 63V62H214ZM217 63V62H216ZM221 63V62H220ZM226 63H223L226 64ZM238 63V64H239ZM11 64V63H10ZM14 64H16L14 62ZM168 64V63H167ZM237 64V62H236ZM234 63V67L236 65ZM245 64H241L239 66H236V67H240V69H242L244 71L243 68H241V66L243 67ZM257 64V65H255ZM260 64V66H258ZM59 68L61 67V65L59 63L56 64ZM210 65V64H209ZM208 65V66H209ZM212 65V64H211ZM217 65V64H216ZM216 65L213 66L216 68ZM226 65H229L228 63ZM225 65V68L228 66ZM231 65V64H230ZM6 66V67H8ZM220 66V64L218 65ZM232 66V67H233ZM210 67V66H209ZM230 67V66H229ZM235 67V68H236ZM245 67V66H244ZM89 68V67H88ZM219 68V67H217ZM14 69V68H12ZM50 69V68H49ZM161 69V70H160ZM210 69V68H209ZM220 69V68H219ZM223 69V68H222ZM231 69V68H230ZM15 70V69H14ZM52 70V69H50ZM226 70V69H225ZM234 70V69H233ZM232 70V71H233ZM235 70H238V69H235ZM229 71V69H228ZM240 71V70H239ZM249 71V72H248ZM257 71V73H258ZM51 72V71H50ZM75 72V71H74ZM86 72V71H85ZM242 72V71H241ZM9 73V72H8ZM18 73V72H17ZM77 73V72H76ZM89 73V71H88ZM226 73V72H225ZM232 73V72H231ZM256 73V74H257ZM226 74H229V73H226ZM240 74V73H239ZM244 74V72H243ZM242 74V75H243ZM254 74V73H253ZM252 74V76H253ZM1 75V74H0ZM8 75V74H7ZM11 75V74H10ZM13 75V74H12ZM19 75V74H18ZM236 75H237V71H236ZM246 75V74H245ZM255 75V74H254ZM5 77V75H3ZM25 76V75H24ZM228 76V75H227ZM232 76V75H230ZM228 76V78L230 77ZM238 76V75H237ZM236 76V77H237ZM9 77V76H8ZM27 77L26 78H21V80L23 81H20L19 83H21L19 86L18 84V90L17 88L15 90L19 91L21 88H24L25 89H30V87L32 86L31 82H33L31 80V82H28L30 81ZM66 77V76H65ZM226 77V75H225ZM243 77V76H241ZM6 78V77H5ZM227 78V77H226ZM7 79V78H6ZM10 79V78H9ZM12 79V78H11ZM14 79V78H13ZM19 79V78H18ZM223 79V78H222ZM3 80V78H2ZM8 80V79H7ZM20 80V79H19ZM17 80V81H19ZM226 80V79H225ZM237 80V79H236ZM243 80V79H242ZM1 81V79H0ZM5 81V80H4ZM4 81H1L0 83L3 85L5 84ZM223 81V80H222ZM234 81V79H233ZM4 82V83H2ZM7 82V81H6ZM9 82H14V81H9L8 80V84ZM37 82V81H36ZM229 82V81H228ZM227 82V83H228ZM222 83V82H221ZM230 83H231V79H230ZM1 84H0V100H3L4 98V93L8 91V89H6L5 87L7 86H10L9 85H4V87L2 86L1 87ZM17 84V83H15ZM14 84V85H15ZM34 84V83H33ZM241 83L239 82V85ZM244 84V83H243ZM26 85V86H25ZM27 85H31V86H27ZM45 85V86H44ZM93 85V86H94ZM233 85V84H232ZM237 85V86H239ZM225 86V85H224ZM235 86V85H233ZM16 87V86H15ZM9 88V87H8ZM13 88V86H12ZM11 88V90H12ZM34 87H31V91ZM225 88V87H224ZM228 88V87H227ZM21 89V90H23ZM25 89V90H26ZM36 89H33V91H35ZM102 89V90H103ZM213 89H215L214 91H217V93L215 92L214 94V91ZM237 89H240V86L239 88ZM235 89V90H237ZM7 90V91H6ZM97 90V89H96ZM229 90V89H228ZM231 90V89H230ZM242 90V89H240ZM24 91V90H23ZM29 91V90H28ZM27 91V92H28ZM30 91V92H31ZM213 91V92H212ZM239 91V90H238ZM9 92V91H8ZM29 92V94H30ZM96 92V91H95ZM104 92V91H102ZM241 92V91H240ZM239 92V93H240ZM11 93V92H9ZM7 93V94H9ZM20 93H23V92H20ZM19 93V94H20ZM157 93H160L162 94L165 98H173V103L170 104L169 106V112L168 114L165 113V115L161 118V117H156V116H153L151 113H150V109L154 106H156L159 102L157 100ZM221 93V92H220ZM219 93V94H220ZM238 93V92H236ZM238 93V94H239ZM28 94V95H29ZM99 94V93H98ZM33 95V94H32ZM221 95V94H220ZM6 96V95H5ZM26 96V95H25ZM225 96V95H223ZM237 96H240V95H237L236 94V97ZM8 97V96H7ZM5 98V99H8V98ZM12 97V96H11ZM159 97V95H158ZM235 97V98H236ZM222 98V97H221ZM234 98V97H233ZM234 98V99H235ZM3 100V102L7 101V100ZM31 99V98H30ZM223 99V98H222ZM232 99V98H231ZM229 99V100H231ZM238 99H240V97H238ZM240 99V100H241ZM10 101V100H9ZM29 101V100H28ZM76 101H73V102H76ZM94 101V100H93ZM164 101V100H163ZM171 101V100H170ZM228 101V99H227ZM2 102V103H3ZM1 103V101H0ZM9 103V102H8ZM31 103V102H30ZM54 103V102H53ZM56 103V102H55ZM236 103H237V100H236ZM11 104V103H10ZM9 104V105H10ZM51 104V103H50ZM240 104V105H242ZM1 105V104H0ZM25 105V104H24ZM74 105V104H73ZM97 105V103H96ZM160 105V104H159ZM6 106V105H5ZM23 106V105H22ZM75 106V105H74ZM162 106V105H161ZM1 107V106H0ZM30 107V106H29ZM89 107V106H88ZM91 107H94L96 108L95 106H91ZM159 107V106H157ZM4 108V107H3ZM23 108V107H22ZM21 108V109H22ZM26 108V107H25ZM23 108V116H27L29 115V113L33 110H27ZM150 108V109H149ZM159 108H165L167 110L166 107H159ZM158 108V109H159ZM103 109V107H101V110ZM153 109V108H152ZM156 109V108H155ZM1 110V109H0ZM17 110V109H16ZM161 110V109H160ZM3 111V110H2ZM21 111V113L23 112ZM35 111V110H34ZM60 111V110H59ZM73 111V110H72ZM104 111V114H100L102 116V118L98 117L99 114L98 111H94L93 110V114L94 112L97 114V117L98 119H95V122L98 126H100L99 128V132L96 133H92V136H89V138H92L91 140L94 142L97 140H94L95 137L99 136L101 132H104L105 135L107 134H110L112 135L111 133H114V135L117 133V134H122V133H119L120 131L123 132V134L125 132L126 135H134L135 137H139V134L137 135L136 133L134 134L133 132V127H131L132 129L129 128V126H125L124 124H119L118 122H116V120L114 119V116L112 114V110L111 109H108L106 107V109L104 108L103 109ZM235 111V113H234ZM48 112V110H47ZM155 112V111H154ZM19 113V112H18ZM16 114L17 116L19 114ZM36 113V112H34ZM40 113H37V114H40ZM161 113V111H160ZM233 113V114H232ZM4 114V112H3ZM36 114V115H37ZM93 114H92V117H93ZM95 114V115H96ZM16 115H12L11 114V117L10 118L11 120L14 121V119H21V118H24L23 116L20 117L16 116ZM31 115V114H30ZM29 115V116H30ZM34 116V115H33ZM80 116V115H79ZM7 117V116H6ZM5 117V118H6ZM17 117V118H16ZM75 117V116H74ZM4 118V119H5ZM8 118V117H7ZM28 118V117H26ZM25 118V119H26ZM32 118V117H31ZM94 118V117H93ZM92 118V119H93ZM120 118V117H118ZM30 120V119H29ZM28 120V121H29ZM19 121V120H18ZM22 121V120H20ZM27 121V122H28ZM7 122V121H6ZM5 122V123H6ZM17 122V121H16ZM24 122V121H23ZM32 121H30L29 123H31ZM46 122V121H45ZM36 123V122H35ZM15 124V123H14ZM8 125V124H7ZM17 125V124H16ZM225 126V128L223 126ZM18 126V125H17ZM158 126V128H157ZM159 126H163L164 128L162 129L161 127ZM236 126L242 128V131L239 130V131H236L237 128ZM36 127V126H35ZM102 127V128H101ZM75 128V127H74ZM159 128H161L162 130L159 131ZM9 129V128H8ZM101 130V131H100ZM13 131V130H12ZM17 131V130H16ZM33 132V130H32ZM140 133V132H139ZM99 134V135H98ZM116 134V135H117ZM124 134V135H125ZM147 134V133H146ZM115 135V136H116ZM250 135V136H251ZM12 136V135H11ZM144 136V135H143ZM149 136V134H148ZM147 136V137H148ZM152 137V135H150ZM164 136V137H163ZM255 136H257L255 138ZM2 137V136H1ZM6 137V136H5ZM102 137V136H101ZM114 137V136H113ZM131 137V136H130ZM146 136H144V138H147ZM150 137V139L152 140V138ZM80 138V137H79ZM106 137L103 138V140H105ZM18 139V138H17ZM120 139H123L122 137ZM119 139V140H120ZM133 139V138H132ZM131 139V140H132ZM142 139V138H141ZM161 139V138H159ZM88 139H84L83 142L86 144ZM135 140V139H134ZM132 141L131 143H134L135 141ZM145 140V139H144ZM75 141V140H74ZM82 141V140H81ZM124 141V139L122 140ZM121 141V142H122ZM137 141V140H136ZM143 141V139H142ZM147 143L148 141L150 140H146ZM145 141V142H146ZM261 141V140H260ZM119 142V143H121ZM143 143V145L147 144V143ZM153 142H155V140H153ZM264 142V141H263ZM68 143V142H67ZM82 143V144H84ZM105 143H108V142H105ZM136 143V142H135ZM157 143V141H156ZM158 143V144H160ZM69 144V143H68ZM80 144V143H79ZM84 144V145H85ZM93 144V143H92ZM110 144V143H109ZM118 144V143H117ZM149 145L148 146H151V145H155V144H152L151 143H148ZM95 145V144H93ZM119 145V144H118ZM132 145H135V144H132ZM161 145V144H160ZM78 146V145H77ZM101 146V145H100ZM109 146V145H108ZM111 146V144H110ZM109 146V147H110ZM156 146V145H155ZM155 146H154V151H155ZM162 146V145H161ZM160 146V147H161ZM163 146V147H164ZM74 147V146H73ZM80 147V146H78ZM93 147V146H92ZM96 147V145L94 146V148ZM99 147V146H98ZM125 146L123 145V148ZM133 147V146H132ZM130 147V148H132ZM158 147V146H157ZM160 147H158V150L160 149ZM162 147V149H163ZM121 148V146H120ZM134 148V147H133ZM149 148V147H147ZM151 148V147H150ZM261 148V149H260ZM16 149V148H15ZM81 149V147H80ZM86 149V148H85ZM101 149H103V146L101 147ZM112 149V148H110ZM109 149V150H110ZM126 149V148H125ZM167 149V148H166ZM100 150V149H98ZM104 150H107L106 148ZM123 150V149H122ZM127 150V149H126ZM161 150V149H160ZM83 152V150H81ZM93 151V150H92ZM115 151V150H114ZM125 151V150H124ZM134 152V150H132ZM167 151V150H165ZM3 152V151H2ZM95 152V150H94ZM102 152L104 151H101L100 153L102 154ZM113 151L110 150L108 152L107 150V153L105 152V154H107L106 156L104 157H113L112 153ZM147 152V151H146ZM168 152V154H169ZM170 152V153H171ZM148 153V152H147ZM146 153V154H147ZM156 153V152H155ZM159 153V152H158ZM163 153H166L164 152V150L162 151L161 155ZM185 153L186 155V158H184V155H183V159H185L184 161V164L182 162V165L180 164V161H181V155ZM86 154H89V153H86ZM85 154V155H86ZM101 154H98V155H101ZM133 154V153H130V155ZM152 154V153H151ZM67 155V154H66ZM89 155H92L91 153ZM89 155H87L89 157ZM93 155H95V153H93ZM97 155V153H96ZM104 155V154H103ZM115 155H116V151H115ZM128 155V154H126ZM144 155V154H143ZM150 155V154H148ZM160 155V156H161ZM166 155V154H165ZM60 156V155H59ZM70 156V155H69ZM118 156V155H116ZM114 156V157H116ZM132 156V155H131ZM136 156V155H135ZM141 156H142V153H141ZM93 156H91L92 158ZM102 157V158H98V157H94V159L98 158L99 160L100 159H104L105 161V158ZM114 157L109 159L108 158V161H112L114 162ZM124 157V156H123ZM127 157V156H125ZM134 157V156H133ZM146 157H148L146 155ZM234 157V158H235ZM117 158V157H116ZM121 158V157H120ZM130 158V157H129ZM129 158H127L128 160H130ZM145 158V156L143 157ZM31 159V158H30ZM126 159V158H125ZM126 159V160H127ZM147 159V158H146ZM166 159V158H165ZM66 160V159H65ZM77 160V159H76ZM117 160V159H115ZM120 160V159H119ZM148 160V159H147ZM153 160V159H152ZM235 160H237V158H235ZM43 161V160H42ZM68 161V160H66ZM97 161V160H96ZM101 161V160H100ZM102 161V162H104ZM233 161V160H232ZM62 162V161H61ZM71 162H73L71 160ZM75 162V161H74ZM73 162V164H74ZM93 163H95V160L92 161ZM111 162V163H112ZM120 162V161H119ZM140 162V160H139ZM143 162L144 160H142V166L143 165ZM68 163V162H67ZM101 163V162H100ZM110 163V162H109ZM109 163H107L106 165H108ZM115 163V162H114ZM113 163V164H114ZM145 163V162H144ZM237 163V161H236ZM41 164V163H40ZM46 164V163H45ZM78 164V163H77ZM117 164V163H116ZM94 165V164H93ZM149 165V164H148ZM77 167L76 168H73V171L75 172V175L77 174L78 176L79 175H82V170L80 169L81 167L79 165H76ZM102 166V165H101ZM100 166V167H101ZM105 166V165H104ZM109 166H111L109 164ZM115 166V165H114ZM118 166V165H117ZM121 166V165H120ZM146 166V165H145ZM144 166V167H145ZM53 167L55 168H65L64 167H61L59 164H56L54 162L53 164ZM38 168V167H37ZM106 168V166H105ZM121 168V167H120ZM130 168V167H129ZM238 168V167H237ZM103 169V168H102ZM112 169H115V168H111L110 169H106V170H110V172L112 171ZM128 169V168H127ZM144 169V168H143ZM105 169H103V171L105 172L106 171ZM122 170V169H121ZM131 170V169H130ZM65 171V170H64ZM124 171V170H123ZM113 172V171H112ZM126 173L128 172L125 171ZM133 172V170H132ZM243 173V172H242ZM130 174V173H129ZM235 175V174H234ZM246 176V174H243ZM238 176V175H237ZM245 176H243L242 178H244ZM82 177V176H80ZM98 177V176H97ZM170 177H174V178H179L181 180V182H183V186L180 187L181 188V193L177 196H171L170 194H168L167 192H165V187L164 185L168 186L169 183L172 181L170 179ZM239 177V176H238ZM248 177V176H247ZM107 178V177H106ZM105 178V179H106ZM134 178V177H133ZM143 178V180H144ZM237 178V177H236ZM246 178V177H245ZM136 179V178H135ZM104 180V179H103ZM176 180V179H175ZM244 180V179H242ZM75 181V179H74ZM82 181V180H81ZM106 181V180H105ZM135 181V180H134ZM174 181V180H173ZM246 181V180H245ZM244 181V182H245ZM144 182V181H142ZM146 182V181H145ZM175 182V181H174ZM241 182V181H239ZM243 182V181H242ZM241 182V183H242ZM80 183V182H79ZM180 183V182H179ZM145 184V183H144ZM191 185L190 188H188V185ZM94 185V184H93ZM176 185V183H175ZM256 185V184H255ZM74 186V185H73ZM171 187L173 185H170ZM169 186V187H170ZM257 188L258 191H260V188H262V190L260 191L262 194H264V175L261 177V180L259 181V183L257 184ZM174 187V186H173ZM172 187V188H173ZM256 187V186H255ZM77 189V188H76ZM94 189V188H93ZM108 189V188H107ZM175 189V188H174ZM180 190V189H179ZM91 191V190H90ZM95 193V190H92V193ZM109 191V189H108ZM172 191V190H171ZM177 191V190H176ZM175 191V192H176ZM208 191L206 193H208ZM202 192V191H201ZM218 192V191H217ZM71 193V192H70ZM99 193V192H98ZM97 193V194H98ZM200 193V192H199ZM204 193V191L202 192ZM201 193V194H202ZM199 194V195H201ZM215 194H217L215 192ZM100 195V194H99ZM207 195V194H206ZM208 196V195H207ZM80 197V196H79ZM96 197V196H95ZM99 197V196H98ZM111 197V196H110ZM205 197V196H203ZM209 197V196H208ZM211 197V196H210ZM229 197V196H228ZM230 197V198H231ZM97 198V197H96ZM104 198V197H103ZM114 198V197H112ZM111 198V199H112ZM202 198V197H201ZM212 198V197H211ZM25 199V198H24ZM101 199V198H100ZM151 199V200H152ZM218 199V198H217ZM80 200V199H79ZM103 200V199H102ZM28 201V200H27ZM34 201V200H33ZM101 201V200H100ZM39 202V201H38ZM253 204V203H252ZM27 205V204H25ZM113 205V204H112ZM55 206V205H54ZM118 206V205H117ZM169 206V205H168ZM53 207V206H52ZM56 207V206H55ZM254 207V205H253ZM33 208V207H32ZM31 208V209H32ZM167 208L166 210L168 211V207H165ZM257 208V207H256ZM158 209V208H157ZM171 209V208H170ZM88 210V209H87ZM156 210V209H155ZM160 210V209H158ZM161 210H164V207H161ZM220 210V209H219ZM157 211V210H156ZM259 211V210H258ZM12 212V211H11ZM14 212V211H13ZM12 212V213H13ZM87 212V211H86ZM85 212V213H86ZM158 212V211H157ZM172 212V211H171ZM170 211H168V215L171 214ZM174 212V211H173ZM253 212V211H252ZM219 215H222V212L221 211H218ZM18 214V213H17ZM166 214V212L164 213ZM15 217H16V214H14ZM167 215V214H166ZM218 215V214H216ZM218 215V216H219ZM8 216V215H7ZM18 216V215H17ZM31 216V215H30ZM66 216V215H65ZM163 216V215H162ZM176 216V214H175ZM210 216V215H209ZM208 216V217H209ZM5 217V216H3ZM8 217H12V216H8ZM7 217V218H8ZM161 217V216H160ZM168 217V216H167ZM170 218L172 217L171 215L169 216ZM168 217V218H169ZM223 217V215H222ZM228 217V215L226 216ZM259 217V214L257 213L256 210H254L253 212V215H252V220L251 222L252 223H255L256 221V218ZM20 218V216H19ZM136 218V217H135ZM152 218V217H151ZM154 218V217H153ZM164 218V217H163ZM175 218V217H174ZM201 218V217H200ZM206 218H207V215H206ZM204 218V219H206ZM12 219V218H11ZM18 219V218H17ZM27 219V218H26ZM48 219V218H47ZM156 219V218H155ZM154 219V221H156ZM162 219V218H161ZM5 220V219H4ZM63 220V219H62ZM173 220V217L172 219ZM207 220V219H206ZM20 221V220H19ZM65 221V220H64ZM143 221V220H142ZM148 221V220H147ZM150 221V220H149ZM148 221V222H149ZM152 221V220H151ZM163 221V220H162ZM176 221V219H175ZM16 222V221H15ZM144 222V221H143ZM165 222V221H163ZM178 222V221H177ZM17 223V222H16ZM68 223V222H67ZM171 223V222H170ZM176 223V222H175ZM183 223V222H182ZM210 223V222H209ZM252 223H250L249 225H246V226H241L242 229H244L245 231V234L247 235H244V236H248L250 235V237H254L253 236L255 233L252 232V229L253 228H256V227H252ZM4 224V223H3ZM23 224V223H22ZM145 224V223H144ZM158 224V223H157ZM156 224V225H157ZM161 224V223H160ZM230 224V223H229ZM11 225V224H10ZM9 225V226H10ZM46 225V224H44ZM177 225V224H176ZM191 225V224H190ZM189 225V226H190ZM193 225V224H192ZM192 225L190 226V228H194L192 227ZM6 226V225H5ZM12 226V225H11ZM17 227V224L15 225ZM28 226V225H27ZM50 226V225H49ZM158 226V225H157ZM156 226V227H157ZM162 226V225H161ZM178 226V225H177ZM186 226V225H184ZM195 226V225H194ZM235 226V225H233ZM254 226H256V224H254ZM264 226V225H263ZM262 226V227H263ZM1 227V226H0ZM14 226H12L13 228ZM34 227V226H33ZM40 227V226H39ZM53 227V226H52ZM160 227V226H158ZM175 227V226H174ZM182 227V226H181ZM188 227V226H187ZM240 227V228H241ZM260 228L259 227V230H257V235H256V239L258 238L261 242H262V245L260 246H263V243H264V229L263 228ZM7 228V226H6ZM11 228V229H12ZM19 228V227H18ZM139 228V227H138ZM148 228V227H147ZM150 228V227H149ZM154 228V227H152ZM167 228V227H166ZM177 228V227H176ZM180 228V227H179ZM178 228V229H179ZM183 228V227H182ZM189 228V229H190ZM228 228V227H227ZM230 228V227H229ZM234 228V227H232ZM258 228V227H257ZM9 230V228H7ZM14 230H16L15 228H13ZM58 229V228H57ZM56 229V230H57ZM63 229V228H62ZM163 229V227L161 228ZM160 229V230H161ZM165 229V228H164ZM235 229V228H234ZM239 228H237L238 230ZM2 230V229H0ZM7 230V231H8ZM30 230V229H29ZM49 230V228H48ZM51 230V229H50ZM49 230V231H50ZM155 230V228H154ZM172 230V229H171ZM175 230V228L173 229V231ZM195 230V229H194ZM193 230V231H194ZM220 230V229H219ZM218 230V231H219ZM230 232L232 231L231 229H229ZM251 230V231H250ZM3 231V230H2ZM2 235H3V232L5 233V229L4 231L2 232ZM6 231V232H7ZM10 231V230H9ZM8 231V232H9ZM17 231V230H16ZM15 231V232H16ZM24 231V230H23ZM75 231V230H74ZM163 231V230H162ZM161 231V232H162ZM172 231V232H173ZM179 231V230H177ZM228 231V229H227ZM236 231V230H235ZM11 234L13 233L12 230L10 231ZM9 233H5L6 235L10 234ZM27 232V230H26ZM30 232V231H29ZM57 232V231H56ZM171 232V233H172ZM206 232V231H205ZM216 232V231H215ZM214 232V233H215ZM242 234H243V230L241 231ZM0 233V234H1ZM19 233V231H18ZM187 233V232H186ZM191 233V232H190ZM189 233V234H190ZM201 233V232H200ZM208 233V232H206ZM213 233V232H212ZM211 233V234H212ZM218 233V232H217ZM239 233V232H238ZM253 233V234H252ZM16 234V233H15ZM13 233V236L15 235ZM22 234V233H21ZM27 234V233H26ZM30 234V233H29ZM43 234V233H42ZM205 234V233H203ZM216 234V233H215ZM220 234V233H219ZM223 234V233H222ZM227 234V233H226ZM18 235V234H16ZM52 235V233H51ZM167 235V234H166ZM224 235V234H223ZM10 236V235H9ZM9 236H5V237H8ZM12 236V237H13ZM23 236V234H22ZM29 236V235H27ZM64 236V235H63ZM187 236V235H186ZM195 236V235H194ZM209 236V234L207 235ZM212 236V235H210ZM218 236V235H217ZM234 236V235H233ZM239 235H237L238 237ZM4 238H0L2 239L3 241H5ZM11 237V236H10ZM19 237H21L19 235ZM18 237V239H19ZM44 237V236H43ZM47 237V236H46ZM44 237V238H46ZM201 237V236H200ZM221 237V236H220ZM223 237V236H222ZM236 237V236H234ZM247 237V238H248ZM50 238V237H49ZM48 238V240H49ZM52 238V237H51ZM55 238V237H54ZM154 238V237H153ZM206 238V237H205ZM224 238V237H223ZM26 240V237L24 238ZM24 239H21V240H24ZM33 239V238H32ZM37 239H38V236H37ZM62 239V238H61ZM73 239V238H72ZM250 239V238H248ZM246 239V240H248ZM11 239H9L10 241ZM15 240V239H14ZM30 240L28 237H27V240L28 241ZM47 239H45L44 241H42V239H40L39 242L43 243L44 242H47L48 241ZM52 240V239H50ZM66 240V239H65ZM214 241V239H212ZM219 240V239H218ZM232 240V239H230ZM1 241V240H0ZM1 241V245H2V242ZM8 241V240H6ZM5 241V242H6ZM17 241V240H16ZM54 241V240H53ZM80 241V240H79ZM163 241V240H162ZM168 241V240H167ZM234 241V240H233ZM253 241V240H252ZM12 242V241H11ZM10 242V244H11ZM19 241H17L18 243ZM25 242V241H24ZM24 242L22 244H24ZM29 242V241H28ZM28 242H26L25 244H27L29 247L30 245L28 244ZM32 242V240H31ZM37 243L38 240H36ZM60 242V241H59ZM215 242V241H214ZM229 242V241H228ZM255 242V241H253ZM258 242V240L256 241ZM19 243V244H16L15 242V245H21L22 244ZM33 243V242H32ZM48 243V242H47ZM46 243V244H47ZM50 243V242H49ZM54 243V242H53ZM65 243V242H64ZM72 243V241H71ZM69 243V244H71ZM83 243V242H82ZM230 243V242H229ZM228 243V244H229ZM251 243V242H250ZM4 246H2L3 248H5V243H3ZM24 244V245H25ZM60 244V243H59ZM80 244V243H79ZM77 244V245H79ZM232 244V242H231ZM239 243H237L235 246H237ZM253 244V243H252ZM259 244V242H258ZM8 244H6L7 246ZM32 245V244H31ZM40 245V243H39ZM164 245V244H163ZM180 245V244H179ZM42 247V245H40ZM55 246V245H54ZM68 248H65L63 251H61L60 253L64 252L66 253L65 251H67L66 254L68 253H74L76 249L73 248L69 251V245H67ZM81 246V245H80ZM191 246V245H190ZM234 246V245H232ZM13 247V246H12ZM16 247V246H15ZM19 247V246H18ZM24 247V246H23ZM27 247L25 246V250L23 252V248H20L17 249V253L19 254L20 252V257L17 259V255H15V251L14 252H11L10 253H14L13 255H10L9 252H7L11 258L15 257L17 259V262L19 259H21V257L25 256L26 254H28V252H25V251H29L30 252V249L33 248V250H31L32 254L29 253L28 255H33L34 257V254H33V251L36 255V252L39 253V249H37L38 251H36L34 249V247H30V249H27ZM38 247V245H37ZM45 247V246H43ZM49 247V246H48ZM60 247V246H59ZM204 247V246H203ZM216 247V245H215ZM221 247V246H220ZM238 247V246H237ZM237 247H234V248H237ZM248 247H251L248 245ZM256 247V246H255ZM254 247V248H255ZM1 248V247H0ZM10 248V247H9ZM62 248V247H61ZM72 248V246H71ZM139 248V247H138ZM233 248V249H234ZM13 249V248H12ZM55 249V248H54ZM60 249V248H59ZM68 249V250H67ZM75 249V250H74ZM80 249V248H79ZM135 249V248H134ZM2 250V248L0 249ZM74 250V251H72ZM226 250V248H225ZM231 250V249H230ZM249 250V249H247ZM50 251V250H49ZM69 251V252H68ZM77 251V250H76ZM229 251V250H228ZM250 251V250H249ZM252 251V250H251ZM254 251V249H253ZM3 250L1 251L2 254H0L1 256L2 255H5L3 254ZM5 252H6V249H5ZM23 252V253H22ZM230 252V251H229ZM260 252V251H259ZM6 253V254H7ZM42 253V252H40ZM43 253H46V252H43ZM59 253V252H57ZM59 253V254H60ZM70 253V254H71ZM73 253L71 255H73ZM79 253V252H78ZM228 253V252H226ZM255 253V252H254ZM256 253H258L256 251ZM7 254V256H8ZM25 254V255H24ZM69 254V255H70ZM188 254V253H187ZM23 255V256H22ZM45 255V254H43ZM64 255V254H62ZM60 255V257L62 256ZM203 255V254H202ZM223 255V254H222ZM6 256V257H7ZM40 256V255H39ZM42 256V255H41ZM68 256V255H67ZM76 256V255H75ZM150 256V255H149ZM254 256V255H253ZM252 256V257H253ZM259 255H257L258 257ZM263 256V255H262ZM261 256V257H262ZM4 257V259L6 258ZM9 257V256H8ZM7 257V258H8ZM27 257V255L25 256ZM24 257V258H25ZM32 257V258H33ZM43 257V256H42ZM45 257V256H44ZM97 257V256H96ZM145 257V256H144ZM240 257V256H239ZM260 257V256H259ZM3 258V257H2ZM6 258V259H7ZM38 258V257H36ZM47 258V257H46ZM56 258V257H55ZM59 258V257H58ZM64 258V257H63ZM61 257V259H63ZM3 260L4 262L7 261L8 263V259L7 260ZM23 259V258H22ZM21 259V260H22ZM26 259V258H25ZM29 259V258H28ZM70 259V258H69ZM79 259V258H78ZM222 259V258H221ZM240 259V258H239ZM252 259V258H251ZM14 260V259H12ZM21 260H19L18 263L21 262ZM27 260V259H26ZM31 260V259H30ZM29 260V261H30ZM43 260V259H42ZM51 260V259H50ZM101 260V259H100ZM107 260V259H106ZM264 260V259H262ZM2 261V262H3ZM15 261V260H14ZM25 261V260H23ZM22 261V262H23ZM28 261V260H27ZM28 261V262H29ZM48 261V260H47ZM66 261L69 262V260H67V257H66ZM26 262V261H25ZM27 262V263H28ZM36 262V261H35ZM38 262V261H37ZM41 262V261H40ZM54 262V261H53ZM60 262V261H59ZM64 262V261H63ZM153 262V261H152ZM198 262V261H197ZM214 262V261H213ZM216 262V261H215ZM232 262V261H231ZM240 262V261H239ZM252 262V260H251ZM14 263V262H12ZM33 263V262H31ZM47 263V262H46ZM52 263V262H51ZM55 263L56 260H55ZM62 263V261H61ZM72 263V262H70ZM74 263V262H73ZM230 263V262H229ZM253 263L254 264H264V262H262L260 259L258 258H254L253 257ZM15 264V263H14ZM29 264V263H28ZM44 264V263H43ZM58 264V263H57ZM63 264V263H62ZM65 264V262H64ZM66 264H68L66 262ZM110 264V263H109Z\"/></svg>",
	"mask_w": 264,
	"mask_h": 264
}]
</instances>
